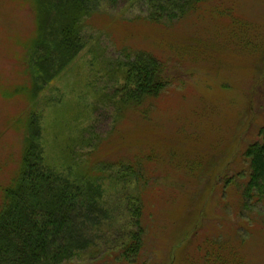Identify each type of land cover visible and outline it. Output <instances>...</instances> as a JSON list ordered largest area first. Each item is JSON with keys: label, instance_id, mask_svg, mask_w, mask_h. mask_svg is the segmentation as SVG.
Here are the masks:
<instances>
[{"label": "rangeland", "instance_id": "rangeland-1", "mask_svg": "<svg viewBox=\"0 0 264 264\" xmlns=\"http://www.w3.org/2000/svg\"><path fill=\"white\" fill-rule=\"evenodd\" d=\"M45 1L0 0V186L17 172L20 121L32 111L45 167L115 212L92 224L97 257L127 243L124 199L139 192L143 263L264 264V206L244 197L242 158L264 123V0H210L167 25L148 21L145 0L101 2L84 20L82 50L62 64L50 40L36 42ZM123 50L154 55L171 74L147 119L127 111L114 122ZM136 162L138 189L118 179Z\"/></svg>", "mask_w": 264, "mask_h": 264}, {"label": "trees", "instance_id": "trees-1", "mask_svg": "<svg viewBox=\"0 0 264 264\" xmlns=\"http://www.w3.org/2000/svg\"><path fill=\"white\" fill-rule=\"evenodd\" d=\"M120 1L126 3L124 1L128 0H46L43 17L36 27V42L43 38L50 40L62 55L61 64L70 62L84 46L81 38L84 20L97 11L99 3L114 6ZM207 1L210 0H145L149 10L147 19L155 24H161L162 20L171 23L196 11ZM36 42L29 43L26 49L35 51ZM122 54L124 60L113 67V74L122 81L119 90L114 91V95L121 96L114 107V122L123 120L127 111H136L147 119L150 109L146 106L162 95L172 81L171 74L154 55L130 50H123ZM25 60L29 63V57ZM31 61L33 69L34 59ZM36 89V84H32V98ZM37 117L30 111L21 119L24 131L18 169L0 186V264H84L85 261L90 264H146L142 262V255L148 221L139 192L129 193L124 199V212L130 227L125 233L127 243L121 244L114 255H109L111 249H104L97 257L93 252L98 242L90 237L92 224L102 217L111 220L115 212L107 213V209L98 207L95 191L94 196L87 194V198L76 185L55 176L45 167L39 148ZM110 134L107 143L117 135L116 129H111ZM242 158L248 162L244 197L254 199L263 207L264 123L257 129L255 139L249 140ZM104 169L97 167L99 171ZM126 169L125 172L131 171L132 176L118 178L126 186L135 184L138 189L140 184L146 185L137 162L126 165ZM100 177L103 178L98 176L95 180ZM84 255H87L85 260H79Z\"/></svg>", "mask_w": 264, "mask_h": 264}]
</instances>
